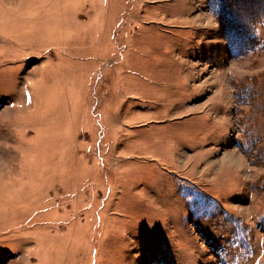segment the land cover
<instances>
[{"label": "rangeland", "instance_id": "rangeland-1", "mask_svg": "<svg viewBox=\"0 0 264 264\" xmlns=\"http://www.w3.org/2000/svg\"><path fill=\"white\" fill-rule=\"evenodd\" d=\"M218 3L0 0V264H264V24Z\"/></svg>", "mask_w": 264, "mask_h": 264}, {"label": "trees", "instance_id": "trees-1", "mask_svg": "<svg viewBox=\"0 0 264 264\" xmlns=\"http://www.w3.org/2000/svg\"><path fill=\"white\" fill-rule=\"evenodd\" d=\"M239 1L249 6L239 9L236 6L238 4L236 0H219L217 7L218 22L231 54L235 52V49L243 50L253 45L255 29L264 24V0H260V7L258 9L255 7L256 10L251 6L254 0ZM235 30L237 32L233 34Z\"/></svg>", "mask_w": 264, "mask_h": 264}]
</instances>
